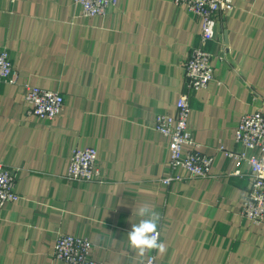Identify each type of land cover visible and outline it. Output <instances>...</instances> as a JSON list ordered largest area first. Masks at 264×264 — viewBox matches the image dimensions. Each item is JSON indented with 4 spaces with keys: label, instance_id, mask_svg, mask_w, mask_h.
Instances as JSON below:
<instances>
[{
    "label": "crops",
    "instance_id": "0c3cea01",
    "mask_svg": "<svg viewBox=\"0 0 264 264\" xmlns=\"http://www.w3.org/2000/svg\"><path fill=\"white\" fill-rule=\"evenodd\" d=\"M201 25L172 0H118L105 17H84L75 0H0V47L18 81L0 86V163L20 169L21 200L0 208V264L56 260L60 235L89 239L105 264H264V227L241 215L251 188L239 151L242 116L264 113V0H234L206 45L215 81L194 92L184 65ZM64 96L53 121L30 115L23 84ZM186 96L189 129L214 158L213 177L169 166V140L154 129ZM76 148H94L100 177L66 179ZM240 171L241 175H234ZM183 181L165 185L164 178ZM156 211L160 243L137 255L127 234Z\"/></svg>",
    "mask_w": 264,
    "mask_h": 264
},
{
    "label": "built area",
    "instance_id": "2783aa9c",
    "mask_svg": "<svg viewBox=\"0 0 264 264\" xmlns=\"http://www.w3.org/2000/svg\"><path fill=\"white\" fill-rule=\"evenodd\" d=\"M14 1V0H13ZM175 6L184 9L200 22L199 43L191 50L184 65V78L187 87L198 92L207 89L215 81L212 54L206 45L215 38L219 17L234 9V0H172ZM84 17H105L118 0H75ZM18 72L15 70L10 52L0 47V86L15 85ZM24 99L29 105V114L40 119L53 121L60 115L64 106V96L56 91L42 89L29 83L23 84ZM191 107L186 96L176 105V114H161L155 118L154 129L169 140V166L173 172L183 170L187 177L208 179L213 177L214 158L203 154L201 146L189 129ZM239 151L221 150L229 159L237 163H247L250 168L251 188L241 207V215L254 225L264 227V113L255 112L242 116L235 135ZM20 169L10 168L0 163V208L16 203L21 196L16 191ZM241 175L240 171L233 173ZM100 177L98 153L94 148H76L73 151L68 181L88 183ZM179 175L164 178L170 185L183 181ZM160 242V234H159ZM93 243L86 238L60 235L54 248L56 260L68 264H105L92 257ZM156 256L150 253L145 264H155Z\"/></svg>",
    "mask_w": 264,
    "mask_h": 264
},
{
    "label": "clouds",
    "instance_id": "9594fccd",
    "mask_svg": "<svg viewBox=\"0 0 264 264\" xmlns=\"http://www.w3.org/2000/svg\"><path fill=\"white\" fill-rule=\"evenodd\" d=\"M136 214L141 219L138 223L132 224L127 234L130 248L141 257L153 250L164 252L165 247L159 242V214L147 204L136 209Z\"/></svg>",
    "mask_w": 264,
    "mask_h": 264
}]
</instances>
